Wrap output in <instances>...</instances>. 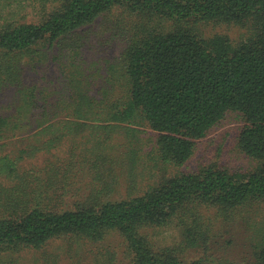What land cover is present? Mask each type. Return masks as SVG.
I'll return each instance as SVG.
<instances>
[{
  "label": "trees",
  "instance_id": "obj_1",
  "mask_svg": "<svg viewBox=\"0 0 264 264\" xmlns=\"http://www.w3.org/2000/svg\"><path fill=\"white\" fill-rule=\"evenodd\" d=\"M230 115L252 170L138 181ZM238 225L264 264V0H0V264H223Z\"/></svg>",
  "mask_w": 264,
  "mask_h": 264
},
{
  "label": "rangeland",
  "instance_id": "obj_2",
  "mask_svg": "<svg viewBox=\"0 0 264 264\" xmlns=\"http://www.w3.org/2000/svg\"><path fill=\"white\" fill-rule=\"evenodd\" d=\"M34 16V15H32ZM227 32L230 36H236L239 33L234 32L228 29L220 30ZM91 55L95 56V53ZM56 67L53 68V72L55 73ZM243 125V121L238 118L236 115L228 116L221 124L215 127L211 133L204 139L197 142L195 152L193 156L181 167L179 168H167L156 161L155 156L151 153L150 142H148L147 138H144L141 142L140 140H136L133 142L135 147L139 148L140 155L143 156L145 163L140 164L137 169V173L139 175L138 181L140 180L143 187L148 185H153L159 181L162 175L166 172V175H169L171 172L176 171H184L188 172L191 170H196L200 166L207 165L210 163H216L218 166H223L224 168H228L231 171H242L248 172L252 170L256 162L251 160L244 154H242L236 147L237 136L240 132V128ZM143 136H147L143 134ZM133 141V140H131ZM141 186V185H140ZM124 187H121V191ZM70 201V200H69ZM255 215H253L254 217ZM253 220V219H252ZM245 226V225H244ZM242 225L236 226L234 229L237 231L235 236L230 238L232 243L230 246L227 247L226 253H216L217 262L224 263L226 259L232 264H246L247 258L249 256L247 245V228H244ZM169 237H176V232H170ZM172 240V238H170ZM65 242L56 241L50 243L46 247V252L50 257V260L55 259L57 260L58 264H74L78 260V256L83 257L85 263L87 264L88 259L95 256V252L84 250V247H77L78 251L76 252L74 259L69 258L68 256L63 254V250L61 247L65 248ZM97 246L101 247L102 249L105 248H118V244L114 241L113 238H108L104 242L97 244ZM93 252V254H92ZM53 253V258H52ZM105 254V252H103ZM26 261L29 262L34 259V256H25Z\"/></svg>",
  "mask_w": 264,
  "mask_h": 264
}]
</instances>
